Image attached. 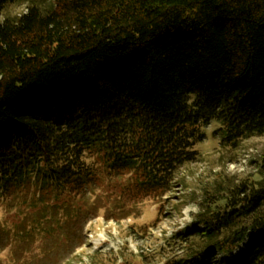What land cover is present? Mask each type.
<instances>
[{"label":"trees","instance_id":"16d2710c","mask_svg":"<svg viewBox=\"0 0 264 264\" xmlns=\"http://www.w3.org/2000/svg\"><path fill=\"white\" fill-rule=\"evenodd\" d=\"M212 122L224 147L264 136V0H0V198L100 173L162 196ZM261 173L203 184L163 264H264Z\"/></svg>","mask_w":264,"mask_h":264},{"label":"rangeland","instance_id":"374dc122","mask_svg":"<svg viewBox=\"0 0 264 264\" xmlns=\"http://www.w3.org/2000/svg\"><path fill=\"white\" fill-rule=\"evenodd\" d=\"M8 9L20 13L27 3ZM218 126L212 122L204 127L205 138L195 145L200 159L179 171L177 180L184 185L176 184L162 196L135 200L126 193L124 179L110 181L106 173L83 197H55L33 186L4 195L0 264H163L175 252L167 240L199 210L203 184L220 175L236 181L259 178L264 170V136L228 148L220 145Z\"/></svg>","mask_w":264,"mask_h":264}]
</instances>
